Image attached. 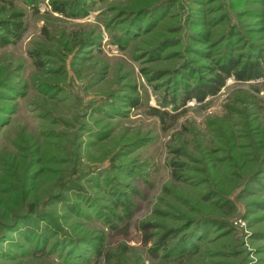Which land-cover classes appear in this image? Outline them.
Instances as JSON below:
<instances>
[{
	"label": "rangeland",
	"instance_id": "obj_1",
	"mask_svg": "<svg viewBox=\"0 0 264 264\" xmlns=\"http://www.w3.org/2000/svg\"><path fill=\"white\" fill-rule=\"evenodd\" d=\"M259 56L264 0H0V264H264V74L183 97Z\"/></svg>",
	"mask_w": 264,
	"mask_h": 264
},
{
	"label": "trees",
	"instance_id": "obj_2",
	"mask_svg": "<svg viewBox=\"0 0 264 264\" xmlns=\"http://www.w3.org/2000/svg\"><path fill=\"white\" fill-rule=\"evenodd\" d=\"M58 11L64 12L61 8ZM21 29V26L18 27ZM258 61L245 62L244 64L238 59H228L222 64L217 73L209 80L197 83L194 88H185L184 102L195 101L202 103L203 101L217 96L225 87L226 81L232 78L238 82H252L259 79L264 73L261 69V62L264 63V56H259ZM242 66V68H240ZM162 245L165 243L162 242ZM168 245H164L163 248Z\"/></svg>",
	"mask_w": 264,
	"mask_h": 264
}]
</instances>
